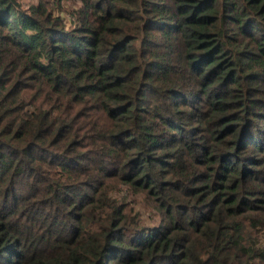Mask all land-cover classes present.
Segmentation results:
<instances>
[{"label":"trees","instance_id":"1","mask_svg":"<svg viewBox=\"0 0 264 264\" xmlns=\"http://www.w3.org/2000/svg\"><path fill=\"white\" fill-rule=\"evenodd\" d=\"M0 264H264V0H0Z\"/></svg>","mask_w":264,"mask_h":264},{"label":"rangeland","instance_id":"2","mask_svg":"<svg viewBox=\"0 0 264 264\" xmlns=\"http://www.w3.org/2000/svg\"><path fill=\"white\" fill-rule=\"evenodd\" d=\"M26 1V0H25ZM27 1H32V2H35V1H37V0H27Z\"/></svg>","mask_w":264,"mask_h":264}]
</instances>
